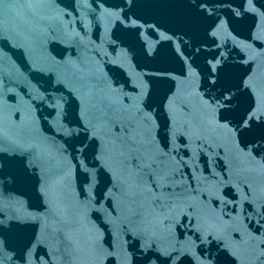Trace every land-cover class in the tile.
<instances>
[{"label": "snow or ice", "instance_id": "snow-or-ice-1", "mask_svg": "<svg viewBox=\"0 0 264 264\" xmlns=\"http://www.w3.org/2000/svg\"><path fill=\"white\" fill-rule=\"evenodd\" d=\"M77 2L90 7L88 0ZM178 2L187 6L175 21L187 29L184 34L211 37L216 45L202 54L201 64L199 48L193 53L177 47L157 53L158 66L139 71V61L152 52L133 64L126 49L113 46L111 58L94 62L88 76L68 79L58 69L70 58L45 54L32 60V70L47 74L52 92L39 81H20L29 119L9 131L0 118V177L11 168V181L30 185L42 210L13 212L6 220L0 208V257L12 231L31 221L33 231L22 237V264H33V250L45 248L36 264H60L81 250L68 229L83 220L90 226L91 264H224L221 257L229 258L227 264H264V79L237 71L239 64L264 67L258 42L264 41V3L240 0L238 9H230L236 17L251 13L261 21L250 38L237 40L229 22L207 8H230L232 0ZM139 3L127 0L130 10ZM99 7L100 18L119 19L103 3ZM132 15L139 19L136 11ZM86 17L81 11L64 33L85 48L92 43ZM77 20L83 33L73 27ZM230 40L238 63L220 51ZM5 58L0 52V63ZM104 63L115 66L113 76ZM33 106L48 109L43 128ZM113 114L125 117L133 132L129 137L121 129L119 152L112 147ZM213 242L215 258L203 248Z\"/></svg>", "mask_w": 264, "mask_h": 264}, {"label": "water", "instance_id": "water-1", "mask_svg": "<svg viewBox=\"0 0 264 264\" xmlns=\"http://www.w3.org/2000/svg\"><path fill=\"white\" fill-rule=\"evenodd\" d=\"M47 3L48 0H4L3 5H0V52L6 54V58L0 63V109H3L0 118L9 131L17 129L20 124L27 123L29 119L28 98L25 96L27 89L22 91L23 86L20 83L22 79H28L33 83L39 81L41 87L48 88L49 92H52L47 74L32 70L34 58H40L45 54L54 55L58 59L61 57L70 58L72 62L62 66L58 71L71 79L74 75L88 76L94 62L110 59L113 55V46L126 49L128 57L133 58L131 60L133 64L137 63L135 58L140 57L141 53L152 52L153 56H146L139 61L141 65L139 71H150L153 67L158 66L161 60L156 54L169 50L175 51L177 47L193 53H195L196 48H199L201 53L197 55H200L201 59L197 60V64L202 63V54L216 51V45L211 43V37L194 36L191 31L185 35L184 32L187 29L175 23L187 10V6L179 3L178 0H140V3L132 10L129 9L127 0H88L90 7L83 9L78 7L77 0H53L52 7L46 6ZM101 3L105 9L115 13L119 19L112 17L106 21L100 18L99 6ZM261 3H264V0H257V6ZM239 7L240 0H232L230 8H226L224 5L209 4L207 6L209 10H214L221 19L229 22V30L237 40H245L258 31V25L261 21L251 13L241 17H236L234 13H230V9H238ZM81 11L87 13L86 18L90 22L87 35L92 43L87 48L79 46L77 41H73L64 35L65 31L68 30V21H75L80 16ZM133 11H136L139 19L132 15ZM65 13L67 15L63 16L62 14ZM133 19H136L135 26L132 25ZM73 27L76 28L77 32L80 30L83 33L78 20L76 25L73 24ZM173 31L176 32V35L172 34ZM161 33H164L165 36H171V40L163 39ZM102 37L104 39L102 47H100ZM262 37H264V33H262ZM258 42L264 46V41ZM232 49L233 43L230 40L227 48L221 47L220 51L224 52V56L230 62L238 63L239 58ZM105 53H108V57H105ZM191 59L188 58L189 63H191ZM213 63L215 62L213 61ZM168 66L175 67L174 64ZM103 67L110 77L114 75L115 66L113 64L104 63ZM196 70L199 71L198 68ZM245 70L250 73L255 72L259 79H264V67H257L256 65L249 67L239 64L237 71L243 72ZM64 94V92L53 93V95ZM65 98L67 99V97ZM47 111L48 109L44 106L39 109L33 106V115L40 120L41 128L44 127ZM111 120V127L115 133L112 147L119 152L121 150L119 140L122 134L121 129L127 128L129 137H133V132L125 117L113 114ZM207 134L213 135L211 130ZM134 139L138 144L139 133L135 134ZM58 143H63V141L58 140ZM200 163L203 167L204 161ZM220 163L223 164L224 161L221 160ZM241 167L244 168L247 165L241 163ZM10 171L11 168L6 166L5 174L0 177V208L6 213L5 219L7 220V215L13 212L34 214L41 211L42 202L38 200L37 193L30 185L13 183L8 174ZM187 174H191V169L188 170ZM179 180L180 176H177V181ZM210 210L208 209V211ZM38 227V225L35 226L37 231ZM32 231L33 224L31 221H21V228L12 231L8 237V248L0 257L4 264H22L21 256L24 254L22 237ZM90 236V226L87 221L81 220L68 229V237L74 242L73 246L79 245L81 250L74 255L70 254L60 264H91L86 254V245ZM203 248L210 251L215 258V242L206 243ZM46 252V248L34 249L33 264L43 258ZM228 259V257H221L224 264H227Z\"/></svg>", "mask_w": 264, "mask_h": 264}]
</instances>
